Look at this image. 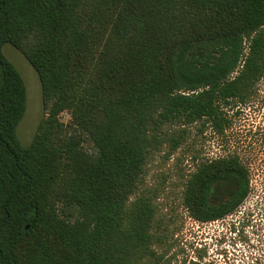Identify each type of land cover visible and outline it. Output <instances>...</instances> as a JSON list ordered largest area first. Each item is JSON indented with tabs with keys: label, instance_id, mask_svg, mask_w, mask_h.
<instances>
[{
	"label": "trees",
	"instance_id": "1",
	"mask_svg": "<svg viewBox=\"0 0 264 264\" xmlns=\"http://www.w3.org/2000/svg\"><path fill=\"white\" fill-rule=\"evenodd\" d=\"M81 2L0 0V47L11 41L35 65L45 114L22 147L24 86L0 51V264H131L147 254L154 208L131 196L149 152L183 140V129L164 127L201 121L222 134L223 106L245 103L264 77V0H96L84 16ZM249 193L239 156H216L196 164L182 204L209 222ZM56 200L77 218L61 219ZM241 217L258 230L246 264H264V197Z\"/></svg>",
	"mask_w": 264,
	"mask_h": 264
},
{
	"label": "rangeland",
	"instance_id": "2",
	"mask_svg": "<svg viewBox=\"0 0 264 264\" xmlns=\"http://www.w3.org/2000/svg\"><path fill=\"white\" fill-rule=\"evenodd\" d=\"M95 2L82 0L79 15L84 16ZM223 111L229 124L222 134L203 126L201 121L182 126L168 124L164 127L167 136L183 129V140L174 149L164 141L147 155L131 198L144 195L152 202L151 240L148 253L131 264H246L250 245L257 244L258 230L257 226L247 225L241 215L264 197V77L245 103L232 99ZM59 119L66 125L69 112L62 111ZM83 145L90 148L88 142ZM230 154L238 155L248 167V197L236 211L221 219H192L182 204L185 180L199 161ZM54 206L66 222L78 216L64 200H56Z\"/></svg>",
	"mask_w": 264,
	"mask_h": 264
},
{
	"label": "water",
	"instance_id": "3",
	"mask_svg": "<svg viewBox=\"0 0 264 264\" xmlns=\"http://www.w3.org/2000/svg\"><path fill=\"white\" fill-rule=\"evenodd\" d=\"M0 51L12 64L24 86V109L16 122L15 133L21 146L28 148L32 145L44 116L42 80L35 65L17 45L4 41Z\"/></svg>",
	"mask_w": 264,
	"mask_h": 264
}]
</instances>
